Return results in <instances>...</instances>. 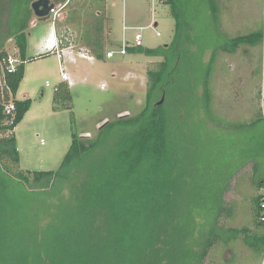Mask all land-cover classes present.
Returning a JSON list of instances; mask_svg holds the SVG:
<instances>
[{
  "label": "rangeland",
  "instance_id": "rangeland-1",
  "mask_svg": "<svg viewBox=\"0 0 264 264\" xmlns=\"http://www.w3.org/2000/svg\"><path fill=\"white\" fill-rule=\"evenodd\" d=\"M52 1L57 6L64 5L57 10L56 20L52 14L47 20H40L33 12L32 21L39 22L30 29L36 36L29 38V45H33L28 48L24 78L16 93L18 99L32 100L14 131L20 151L19 168L26 172L57 171L70 148L73 132L95 139L106 122L123 115L135 116L144 109L150 82L148 71L158 68L164 57L135 51L106 56L109 50H119L123 42L132 45L135 33L141 32L143 47H165L175 69L169 80L167 104L174 142L180 155L185 152L186 170L196 173L204 165L195 180L202 184H197L198 190L223 193L219 243L210 250L204 264H262L264 250L255 251L245 245L243 234L234 238L230 232L232 228H254L253 197L260 190L254 185L253 176L264 177V113L258 94L261 42L243 44L235 51L223 46L239 34L264 30V0H216L217 13L210 0ZM1 18L5 25L0 32L7 31V6L0 3ZM53 20L57 21L54 26L62 40L63 56L56 52L36 55V48L31 47H35L41 32L42 35L49 30ZM92 35L103 41L101 59L83 56L94 53V45L84 40ZM5 49L8 55L19 57L14 39L5 42ZM213 57L209 80L212 113L205 106L202 83ZM63 66L73 80L69 89L62 79ZM2 73L0 70V82ZM250 122H255V126L250 127ZM118 136V131H114L108 148H100L102 154ZM185 150L194 155L188 159ZM195 164L197 167H193ZM61 187L56 184L47 190H24L18 185L10 193L13 205L4 207L10 206L6 210L10 226L5 232L13 233L5 242V255L8 244L16 237L19 245L30 243L23 236L27 229L44 232L52 230V223H66L64 215L74 203L72 197L67 200L69 192H62ZM56 203L65 207L60 209ZM46 241L49 244L50 238Z\"/></svg>",
  "mask_w": 264,
  "mask_h": 264
},
{
  "label": "trees",
  "instance_id": "trees-1",
  "mask_svg": "<svg viewBox=\"0 0 264 264\" xmlns=\"http://www.w3.org/2000/svg\"><path fill=\"white\" fill-rule=\"evenodd\" d=\"M33 1L0 0L8 11L7 31H3L5 20L0 19L3 29L0 32V62L4 72L0 82V264H204L210 250L219 243L218 230L222 228L219 218L225 202L223 193L208 194L198 190L195 180L199 171H204V165L201 164L196 173L186 170L185 152L180 155L174 142L167 102L169 80L175 69L165 47L128 46L129 52L164 57L158 68L148 71L146 106L140 113L106 122L95 139L73 132L70 148L57 171L26 172L19 168L20 151L14 131L30 109L32 100L18 99L16 93L28 60ZM210 1L217 13L216 0ZM177 26L178 29L182 26L179 20ZM95 28H99L97 23ZM262 36V30L239 34L223 48L235 51L243 44L257 45ZM9 39L15 40L19 54L15 70H9L4 61L9 56L5 49ZM84 40L94 45L93 56L104 57L101 38L92 35ZM213 61L214 57L202 83L205 106L208 105L211 112L209 80ZM162 99L163 102L156 106ZM9 104L14 105L10 111L7 110ZM249 125L254 127L255 122ZM114 131L119 133L117 140L102 154L100 148H108ZM186 152L188 159L194 155L188 153L190 150ZM253 167L258 169L257 165ZM253 177L254 185L262 189L264 177ZM56 184L62 185V192H69L67 200L72 197L74 203L64 215L66 223L60 226L52 223V230L44 232L27 229L23 236L30 243L19 245L16 237L8 244L9 252L5 255V242L13 233V230L5 232L9 228L7 225L10 226L6 214L10 206L4 207L13 205L10 193L18 185L24 190H47ZM261 198L260 193L253 197L254 228L230 230L234 238L243 234L245 245L258 252L264 250V230L257 231L258 227L264 228L259 220ZM58 203L60 209L65 207ZM11 210L12 207L10 215ZM46 238H50L49 244Z\"/></svg>",
  "mask_w": 264,
  "mask_h": 264
},
{
  "label": "built area",
  "instance_id": "built-area-1",
  "mask_svg": "<svg viewBox=\"0 0 264 264\" xmlns=\"http://www.w3.org/2000/svg\"><path fill=\"white\" fill-rule=\"evenodd\" d=\"M63 6L64 5L57 6V3H56L55 7L52 9L50 14H52V16L54 17L55 20L57 18V10L61 9ZM55 20H53V22H52L53 26L55 25ZM127 28H130V27H125V29H127ZM140 29H142V27H140ZM157 34L160 35L159 32ZM51 40H52V44L45 48V51H44L45 54L56 52V53H58L59 57H62L63 54L61 53V50H60V48H62V46L60 44L62 42V40L60 39L57 41L55 37H52V39H50V42H51ZM140 45H144L143 40H142V33L136 32L135 36H134V42L132 45H130L128 42H126V43L123 42V44L121 45V48L119 50H117V51L109 50L106 53V56L107 57H113L117 52H119L121 54H126L128 52V46H140ZM260 45H261L262 63H261V80H260V87H259L258 94H259L260 105H261V108L263 109V113H264V30H263V36H262V40H261ZM83 56L85 58L94 59L93 55L90 56L89 54H83ZM4 61L7 62V68L9 70H15L17 58L9 55V57L7 59H4ZM62 63H63V60H62V62H60V64H62ZM61 75H62V79L64 81H67L69 83V85L73 83V80L70 78L69 74L65 71L64 66H63V69L61 71ZM13 108H14L13 104H9L7 106L8 111H10ZM260 194L262 195V198L260 201L259 220L261 223L264 224V187L262 189H260Z\"/></svg>",
  "mask_w": 264,
  "mask_h": 264
},
{
  "label": "crops",
  "instance_id": "crops-1",
  "mask_svg": "<svg viewBox=\"0 0 264 264\" xmlns=\"http://www.w3.org/2000/svg\"><path fill=\"white\" fill-rule=\"evenodd\" d=\"M37 22H39V21H37L35 19L32 21V23L30 22L31 25L29 26V30H28V48H29V46L33 45V44H30L29 45V38H32V37L36 36V33L34 32V34H33L30 29H32L33 27L35 28V26L37 25ZM155 24L157 25V23H155ZM55 26L57 27V21L55 22ZM55 26H53V24L52 25H49V30L46 31L47 33L44 32L41 35V33H42L41 32L39 34V41L35 42V44H36L35 47H31V49L32 48H34V49L36 48V50H35L36 51L35 52L36 55L41 56V55H44L45 54V52H44L45 51V48L47 46H49V45L52 44V40L50 42V39H52V37H55L57 41L59 40L58 35H57L58 34V30L55 28ZM27 52H28V50H27ZM64 53L65 54L68 53L66 49L64 50ZM70 54L73 55L72 53H70ZM0 70H1V72H3V66H2L1 62H0ZM3 73H2V79H3V76H4ZM2 79H1V81H2ZM262 264H264V260L262 261Z\"/></svg>",
  "mask_w": 264,
  "mask_h": 264
},
{
  "label": "water",
  "instance_id": "water-1",
  "mask_svg": "<svg viewBox=\"0 0 264 264\" xmlns=\"http://www.w3.org/2000/svg\"><path fill=\"white\" fill-rule=\"evenodd\" d=\"M55 5H56V2H53L52 0H34L31 4V7L37 18L44 19L50 16V13L52 9L55 7ZM162 102H163V99L157 102L156 106H158Z\"/></svg>",
  "mask_w": 264,
  "mask_h": 264
}]
</instances>
